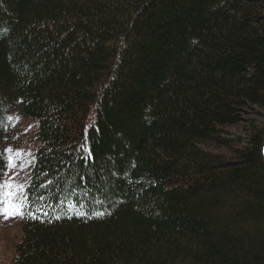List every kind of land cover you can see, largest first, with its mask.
I'll return each instance as SVG.
<instances>
[{"label":"trees","instance_id":"trees-1","mask_svg":"<svg viewBox=\"0 0 264 264\" xmlns=\"http://www.w3.org/2000/svg\"><path fill=\"white\" fill-rule=\"evenodd\" d=\"M15 110L6 264H264V0H0V184Z\"/></svg>","mask_w":264,"mask_h":264},{"label":"rangeland","instance_id":"rangeland-1","mask_svg":"<svg viewBox=\"0 0 264 264\" xmlns=\"http://www.w3.org/2000/svg\"><path fill=\"white\" fill-rule=\"evenodd\" d=\"M11 130L2 139L8 152L7 165L1 184H11L5 189L12 197L13 203L24 199V188L29 176V169L35 148V123L15 110L10 117ZM11 150V151H9ZM19 154V155H17ZM11 161V166H9ZM22 217L5 219L0 216V264H6L14 255V246L20 237Z\"/></svg>","mask_w":264,"mask_h":264},{"label":"snow or ice","instance_id":"snow-or-ice-1","mask_svg":"<svg viewBox=\"0 0 264 264\" xmlns=\"http://www.w3.org/2000/svg\"><path fill=\"white\" fill-rule=\"evenodd\" d=\"M9 166H11V161H9ZM12 187L11 184H0V216L5 219L28 215V213L24 211L26 204L23 197H21V203H13L11 195L5 191V189H11Z\"/></svg>","mask_w":264,"mask_h":264},{"label":"water","instance_id":"water-1","mask_svg":"<svg viewBox=\"0 0 264 264\" xmlns=\"http://www.w3.org/2000/svg\"><path fill=\"white\" fill-rule=\"evenodd\" d=\"M263 155H264V146H263Z\"/></svg>","mask_w":264,"mask_h":264}]
</instances>
